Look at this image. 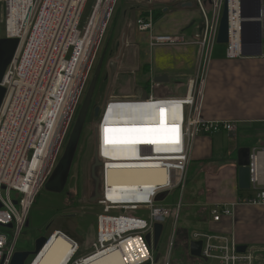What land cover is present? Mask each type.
Segmentation results:
<instances>
[{"label": "built area", "instance_id": "built-area-1", "mask_svg": "<svg viewBox=\"0 0 264 264\" xmlns=\"http://www.w3.org/2000/svg\"><path fill=\"white\" fill-rule=\"evenodd\" d=\"M90 0H0L6 26L4 38L19 39V48L9 65L2 86L6 95L0 109V264H11L22 230L27 225L30 209L36 196L53 174L69 135L78 104L93 70L97 48L101 42L105 26L111 17L117 0H113L106 16L99 43L95 52L83 61H74L78 46L76 41L85 38L94 14L105 7L108 0H95V7L89 25L81 28V21ZM203 14V34L200 39L201 55L196 81L189 82L186 95H156L145 98L125 96L113 102L156 105L168 112L174 119L183 118L182 141L172 145L171 153L157 155L152 148L143 149V158H177L174 161H161L162 168H168V182L158 186V190L148 192L140 187L136 194L140 202L136 204L114 203L107 198L106 171L108 160L103 161L102 197L98 203L103 208L98 216L96 241L86 257L78 258L80 244L61 231H54L38 255L27 264H40L54 241L63 239L69 244L71 253L64 264H86L100 253L120 251L122 244L138 240L147 250V257L134 264H157L154 261L153 247L146 242V235L154 233L156 223L171 215L164 207H155L154 200L162 193H173L187 181V172L194 141L200 135H213L224 132L235 137L240 123L236 121H208L202 116L204 86L212 62L220 22L225 2L228 4L229 44L228 59L242 57L241 0H211L210 12L204 0H194ZM247 11H253L255 4L248 0ZM261 19L264 20V0H260ZM136 26L141 32H150L149 46L155 48H181L188 43V36L179 34H153L154 20L139 19ZM264 37V33H263ZM78 64V65H77ZM77 66L74 73L73 67ZM161 85V83H156ZM180 86V85H179ZM168 108H165V105ZM173 107L176 109H173ZM178 121V120H176ZM177 125L175 124V127ZM250 171L253 195L241 198L236 204L216 205L211 211L214 223L234 216L233 209L238 205L264 207V148L251 151ZM100 154V153H99ZM164 156V157H162ZM136 161V160H135ZM146 208V218L129 215H115L113 212H136ZM194 241H202V259L217 264H259L252 249L240 253L242 245L235 234L216 232L198 233ZM137 256L138 253L132 250ZM125 254V264H131ZM139 259V258H138Z\"/></svg>", "mask_w": 264, "mask_h": 264}, {"label": "crops", "instance_id": "crops-1", "mask_svg": "<svg viewBox=\"0 0 264 264\" xmlns=\"http://www.w3.org/2000/svg\"><path fill=\"white\" fill-rule=\"evenodd\" d=\"M104 8H99L93 32L96 31ZM124 8L123 26L133 25L144 16H149L148 20L153 17V34H179L194 38L203 28L200 9L194 0H125ZM261 22L264 24V21ZM121 29V39L114 42V49H118L116 62L113 63L116 68H112L115 72L114 83L123 89L117 91V97L141 92L148 82L151 93L152 87L157 85L154 82L156 78L167 77L168 86L172 83H178L179 86L189 81L196 72L197 56L195 57L194 52L197 48H190L188 45L181 48H151V33L141 32L137 26L132 29L124 26ZM250 33L248 31V36ZM226 51L227 48L217 49L213 55L204 86L202 116L208 121L239 122V131L235 137H229L224 132L198 136L193 144L189 164H198L199 173L204 171L200 194L209 213L216 205L232 206L245 197L242 193L245 191L239 189V151L243 148L251 151L254 148H264V52L262 56L256 57L253 54L258 53V47H248L246 52L250 56L228 59ZM145 92L147 93L146 90ZM172 92L160 95H175V91ZM140 107L142 106L136 104H121L104 117L109 124H104L101 128L100 157L109 162L106 171L107 198L113 202L137 203L140 200L137 199L136 192L140 187H147L148 192H151L158 190V186L166 185L168 168H162L161 161H146L153 158L141 157L138 160V157L145 148H152V152L155 151L157 155L170 154L172 145L177 140L179 143L182 141L183 118L180 114L179 119H174V113H171L168 105H165L168 112L149 105L144 110L145 114L142 113L143 118H148L138 123L130 124L127 121L124 124L116 120L117 117L125 119L134 110L139 113ZM115 126L122 128L113 129ZM142 126L160 127L152 128L153 137L150 138L148 133L142 134L139 131ZM255 127L258 129L254 130ZM145 139L152 142H142ZM128 157L136 158L125 161ZM233 211L232 218H224L220 223H214L210 217L207 227L210 232L235 234L237 241L246 245L248 235L245 232H250V227L242 234L238 230L236 233L235 227L244 223L255 225L253 219L263 222L264 207L238 205ZM84 231H76L78 238L83 237ZM246 238V242L243 241ZM80 243V258L86 257L91 253L93 244H86L85 241ZM138 247L139 244L135 242L133 248ZM122 248L131 259L127 244L122 245ZM69 249L63 239L57 238L41 264H64L68 259Z\"/></svg>", "mask_w": 264, "mask_h": 264}, {"label": "rangeland", "instance_id": "rangeland-1", "mask_svg": "<svg viewBox=\"0 0 264 264\" xmlns=\"http://www.w3.org/2000/svg\"><path fill=\"white\" fill-rule=\"evenodd\" d=\"M94 2L95 0L89 1L81 21V28H85L87 25H89V20L92 17V13L95 7ZM124 7L125 0L116 1L113 7V11L111 13V17H109V21L104 28L101 42L99 44V47L97 48V54L93 70L85 86L86 88L84 89V93L80 98L72 126L69 130L67 141L65 142L63 151L61 153V157L64 154L66 145L69 141L70 135L78 118L80 109L88 92L90 83L97 69L98 61L100 60L101 56L105 51L109 53L111 50H114L115 40L121 39L122 37L121 35H119L122 31L121 28H123L124 26H127L130 29L136 27V22L130 26L129 24L124 23L125 25L123 26L122 17L124 16L125 12ZM98 13L99 9H97V12L94 14L86 37H81L79 38V40L76 41L78 50L74 61L77 60L78 64L79 61H83L86 58V51L88 52L90 45L92 44V40L96 32H93V30L96 25ZM5 26L6 22L2 11V4L0 3V38H4L5 36ZM203 32L204 29L202 28L200 34H203ZM146 33L150 34V32ZM91 34L92 37L88 40ZM188 40V43L192 44L188 45V47L197 48V51L194 52L196 53L195 57L197 56L196 72L191 75V79L194 77L193 81H196L200 55L202 51L201 45H199V43L201 42L198 37H194L193 39L188 38ZM86 43L87 46L85 47ZM217 46L223 48L227 47L226 45ZM116 56L117 53L115 52L113 58H108L102 68V73L93 98L92 109L90 111L91 115L86 121L84 132L76 153L75 160L73 162L70 177L68 179L65 191L62 194H53L48 192L44 188L41 190L39 195L36 196L34 203L30 209L27 225L22 230L20 239L18 241V250L22 249L24 251H34L35 241L40 237L48 238L54 231L64 232L79 243L82 241H85L86 244L95 243L97 236L96 232L98 216L102 213L103 208L99 205V200L97 202L92 201V198L94 196V181L91 178V170L94 164L95 151L97 148L96 129L98 127L97 119L94 117L93 108H104V106L109 101L116 98H120L119 96H121H116L118 92L123 89L122 87H120V85L114 83L115 72L111 67V63L116 62ZM76 70L77 66H74L73 71L75 72ZM191 79L185 83L179 84L180 86H177L178 83H172L170 84V86H168L166 83H161L160 87L156 85V93L160 95L163 92L165 94L169 92L173 93L172 91H175V94L181 96L186 95L189 91L188 85ZM122 96L125 97V95ZM127 96L145 98L151 96V93L148 95L145 90H143L141 92L138 91V93ZM121 104L126 103L113 102L110 107L107 106V111H105V114H108L110 110L117 109V107ZM128 104H136L142 106L139 108V113L137 112V110L133 111V116L135 118H139L140 116L142 117V113L145 114V108L149 107L148 104ZM256 129L258 128L255 127L254 130ZM127 160H133V158L128 157L125 159V161ZM130 162L131 161H129V163ZM107 164H109V162H107ZM189 166L190 167H188L189 169L187 172V181L182 188L173 193H170V195L166 199L165 197H161L160 194L154 200L155 207H164L167 210L169 209L171 213L169 217L162 219V222L165 224L164 232L158 247L156 249L153 247L154 261L157 262V264H217V262L215 261L210 260L206 262L202 258H195L190 254V243L194 241L195 235L198 233H206L209 231L207 223L210 220L211 214L205 207L204 201L200 194L201 190L203 189L204 171H201L202 173H199L198 164H191ZM102 173L103 168H100L98 170V176L101 177V179ZM102 191L104 192L103 184L101 186V192ZM242 193L245 197H250L253 195L252 191H245ZM148 213L149 211L146 208H142L136 212H113V214L115 215L123 214L129 216H136L139 218H146L148 216ZM253 220H255V225L253 224L252 226H250L247 223H244V225L238 224L237 227H235V232L237 233L238 230V232L242 234L247 231V227H250V232H245V234L248 235V242L245 244L246 246H248V249H252L255 251L254 255L258 263L264 264V221L260 222V219ZM81 229L85 231L83 237L78 238V234H76V231ZM247 238L243 241L246 242ZM79 257H81V254L78 255V258Z\"/></svg>", "mask_w": 264, "mask_h": 264}, {"label": "water", "instance_id": "water-1", "mask_svg": "<svg viewBox=\"0 0 264 264\" xmlns=\"http://www.w3.org/2000/svg\"><path fill=\"white\" fill-rule=\"evenodd\" d=\"M248 0H241L242 10H241V32H242V55H248V47H258V53H254L253 56L260 57L264 52V24L261 21V10H260V0H253L255 4V9L253 11H247L245 4ZM254 27V28H251ZM256 28V29H255ZM248 31H251V35L248 36ZM229 15H228V4L225 2L224 11L222 19L219 26L217 45H228L229 44ZM20 45L19 39L10 38H0V109L3 100L6 95V88L2 86L6 71L11 64L18 48ZM105 62V54L101 57L93 79L90 83L88 92L84 99L83 105L80 109L78 118L70 135L69 141L66 145L63 156L59 160L53 174L51 175L48 182L45 184L44 188L53 194H62L67 186L68 179L70 177L73 162L76 157V153L84 132L86 121L90 112L91 104L95 95V91L101 76L102 68ZM112 68L115 69V65L112 63ZM156 82L168 83V78H156ZM106 116L104 108L101 112L99 107L95 108V118L97 119L98 127L96 129L97 136V148L95 151L94 164L91 170V178L94 181V196L92 201L97 202L102 197L101 186L102 179L98 176V170L103 167V161L100 159V131L102 126H104V117ZM160 126H150V128H157ZM122 127L115 126L113 129H120ZM130 128V127H127ZM251 150L241 149L238 156L239 165V189L242 191H248L251 188V171H250V161H251ZM1 208V205H0ZM164 232V225L162 223H156L154 228V233H149L146 235L145 239L149 246L158 247L161 237ZM47 243L46 237H40L35 241L34 251L28 250H18L11 262V264H27V262L42 250V248ZM202 241H192L190 243V254L195 258L202 257ZM246 245H241L238 248L240 253H244L247 250Z\"/></svg>", "mask_w": 264, "mask_h": 264}, {"label": "bare ground", "instance_id": "bare-ground-1", "mask_svg": "<svg viewBox=\"0 0 264 264\" xmlns=\"http://www.w3.org/2000/svg\"><path fill=\"white\" fill-rule=\"evenodd\" d=\"M112 4H113V0H108V2L106 3V6H105V8H104V11H103V13H102V15H101V18H100V21H99V24H98V26H97V28H96V32H95V34H94V37H93V40H92V44L90 45V48H89V50H88V52H87V54H86V58H88V57H90L91 56V54L92 53H94L95 52V49H96V47H97V44L99 43V41L98 40H100L99 39V37L101 36V31H102V28L104 27V22H103V20H105V18H106V16L108 15V13H109V11H110V9H111V6H112ZM201 16H202V20H203V14L201 13ZM86 58L84 59V60H86ZM78 68V67H77ZM77 71V70H76ZM163 78H167V77H163ZM159 79H162V78H159ZM156 82V81H155ZM156 83H159V82H156ZM157 86H159L160 87V85H157ZM157 86L155 85L154 87H152V92H151V95H152V93L153 94H155L154 92H156V90H157ZM150 106H156V105H151V104H149ZM107 115V114H106ZM148 117H139V118H135L134 116H133V113H131V114H127L126 115V117H125V121H124V117H117V121L118 122H120V123H126L127 122V120L129 121V123H138V122H140L141 120H143V119H147ZM104 124H109V123H107L106 121L104 122ZM151 125V124H150ZM142 130H151V131H142ZM139 131L143 134V133H148L149 134V136H150V138H152L153 137V132H152V128H150V127H146V126H142L140 129H139ZM100 134H101V131H100ZM101 145V144H100ZM141 157H143V155H141V156H139L138 157V160H140V158ZM162 157H164V156H162ZM133 159H135L134 157H132ZM150 158H153V159H149V160H146V161H150V160H154V161H165L164 159H161V158H158V157H150ZM141 160H143V159H141ZM136 162H138V161H136ZM110 201V200H109ZM132 241H133V243H132ZM55 242V241H54ZM135 242H137L138 244H139V247L138 248H133V246H134V244H135ZM54 244V243H53ZM52 244V245H53ZM68 244V243H67ZM124 244H127V246H128V250H129V252H130V255L132 256V258L130 259V256L127 258L128 259V261L132 264V262H134V263H136V262H138V261H140V260H142V259H144L145 257H147V250H146V248H145V246L144 245H141V243L138 241V240H135V239H133V240H129V241H127V242H125V243H123L122 245H124ZM52 245L50 246V249H51V247H52ZM69 245V244H68ZM70 247V246H69ZM131 249L132 250H135V251H137V253H138V258H137V256H136V254L134 253V252H132L131 251ZM50 251V250H49ZM48 251V252H49ZM71 251V249H69V255H70V252ZM119 253H121V255L119 254ZM125 251L123 250V248L121 247L120 248V251H114V252H112V253H108V252H104V253H100V255H98V256H96V257H93V258H91L89 261H87L86 262V264H125ZM47 255V254H46ZM68 258H69V256H68ZM43 261V260H42ZM42 261H41V263H42ZM40 263V264H41Z\"/></svg>", "mask_w": 264, "mask_h": 264}, {"label": "trees", "instance_id": "trees-1", "mask_svg": "<svg viewBox=\"0 0 264 264\" xmlns=\"http://www.w3.org/2000/svg\"><path fill=\"white\" fill-rule=\"evenodd\" d=\"M204 4H205V7L206 9L210 12V7H211V0H204ZM145 17V16H144ZM142 17L141 19H144L145 21H148V17L147 18H144ZM227 47L223 48V47H218L217 45L215 46V50H214V54L216 52L217 49H226ZM213 54V55H214ZM104 66V65H103ZM150 83L148 82L146 85H145V90L147 91V93H150ZM179 190V189H178ZM177 191V190H176ZM170 195V193H166V194H163L161 195V197H165V199Z\"/></svg>", "mask_w": 264, "mask_h": 264}, {"label": "flooded vegetation", "instance_id": "flooded-vegetation-1", "mask_svg": "<svg viewBox=\"0 0 264 264\" xmlns=\"http://www.w3.org/2000/svg\"><path fill=\"white\" fill-rule=\"evenodd\" d=\"M117 53L118 52V49H114V50H111L109 53H107V51H105L103 54H105V62H104V65H105V63H106V60L109 58V59H111V57H113V55H114V53ZM103 56V55H102ZM101 56V57H102ZM101 59V58H100ZM100 61V60H99ZM99 61H98V63H99ZM102 73V72H101ZM92 104H93V101H92ZM92 104H91V108H90V111H91V109H92ZM95 108H97V107H94L93 108V112H94V117H95ZM100 109H101V112H102V110H103V108H101V107H99ZM90 115H91V113L89 112V115H88V119H89V117H90ZM107 180V179H106ZM106 186H107V184H106ZM103 194H104V192H103ZM160 223H162L163 225H164V228H165V224L161 221Z\"/></svg>", "mask_w": 264, "mask_h": 264}, {"label": "snow or ice", "instance_id": "snow-or-ice-1", "mask_svg": "<svg viewBox=\"0 0 264 264\" xmlns=\"http://www.w3.org/2000/svg\"><path fill=\"white\" fill-rule=\"evenodd\" d=\"M142 131H151V130H142ZM142 142L151 143L152 141L151 140H148V139H145ZM176 142H178V140Z\"/></svg>", "mask_w": 264, "mask_h": 264}]
</instances>
